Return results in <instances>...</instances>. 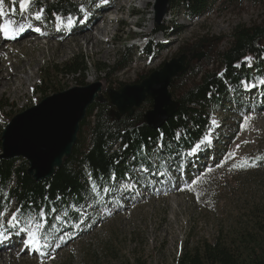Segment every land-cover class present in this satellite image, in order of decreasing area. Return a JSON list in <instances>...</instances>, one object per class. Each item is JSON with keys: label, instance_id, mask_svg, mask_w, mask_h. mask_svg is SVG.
Listing matches in <instances>:
<instances>
[{"label": "rangeland", "instance_id": "1", "mask_svg": "<svg viewBox=\"0 0 264 264\" xmlns=\"http://www.w3.org/2000/svg\"><path fill=\"white\" fill-rule=\"evenodd\" d=\"M72 1L81 4L79 12L62 20L45 17L41 22L44 35H36L40 48L22 49L21 44L14 42L19 40L18 35L10 39L11 52L3 58V64L10 71L13 63L20 67L34 56L37 61L33 60L31 66L20 72L21 77L33 74L23 92L0 93L2 133L8 125L4 116L18 115L41 102L40 98L45 95L37 94L34 87L41 71L50 65L76 54L86 56L90 69L78 78H85L86 84L82 86L100 83L101 90L95 100L103 103L110 99V90L140 83L167 61L185 54L189 70L170 87L176 100L202 73L219 75L227 71L221 54L232 46L236 28L264 22V0H206L202 10L173 0L160 22L155 10L157 0H150L146 5L141 0H131L117 12L109 11L117 7L116 0ZM13 4V0H4V10L17 19L19 27L31 30V22L40 18L36 14L29 18L25 8L15 11ZM104 13L112 21L100 43L92 46L81 37L77 40L83 33L94 32L91 26L94 16ZM72 17L77 19L75 25L70 20L65 22ZM200 42L201 48L197 47ZM129 51L128 65L119 70L120 55ZM200 54L203 57L199 58ZM261 61L264 63V56ZM94 62L105 64L108 74L99 73ZM248 63L252 65L245 60L246 65L242 67ZM237 67L241 65L238 63ZM59 82L65 90L81 86L73 76L61 77ZM260 85L251 90L240 84L230 93H216L220 103L210 109V127L203 136L210 133L212 143L195 156L187 154L180 160L162 162L158 154L164 147L157 145L153 150L154 159L150 161L157 169L143 172L139 171L140 167L135 172L138 179L130 177L113 182L112 192L103 191L107 187L100 185L93 191L91 186L84 204L79 206L71 200L68 207L56 209L52 216L21 213V219L36 216L39 225L31 230L43 229L41 239H48V244L38 252L27 246L25 233L7 225L8 217L18 208L11 202L4 207V224L0 226V231H6L7 235L0 242V264H177L186 244L194 246L220 236L231 238L251 229L258 216L264 214V83ZM146 100L137 108L144 114L153 107L147 106ZM5 104L8 107L1 109ZM245 115L250 119L242 127ZM212 120L219 126H214ZM88 130L84 134L86 138ZM233 151L234 159L222 168L214 167ZM233 164L244 167L233 168ZM206 167H214V171L201 176L191 187L185 186ZM121 184L132 185V190H123ZM74 215L79 219L75 220ZM15 241L18 243L13 244Z\"/></svg>", "mask_w": 264, "mask_h": 264}, {"label": "trees", "instance_id": "2", "mask_svg": "<svg viewBox=\"0 0 264 264\" xmlns=\"http://www.w3.org/2000/svg\"><path fill=\"white\" fill-rule=\"evenodd\" d=\"M172 1L169 0V3ZM177 1L191 5L192 9L202 10L206 0ZM81 7V4L72 0H32V9L45 13V17L51 20L55 16L62 18L76 14ZM201 42L197 47L201 48ZM129 54L130 51L120 55L119 70L128 65ZM249 55L253 57L252 65L248 63V66L242 67L246 65L245 57ZM263 56L264 22L257 26L236 28L232 46L221 54L227 71L219 75L206 71L197 77L195 82L177 95L180 108L160 129L150 128L144 121L142 110L136 109L131 117L124 115L117 118L112 114L114 106L110 99L103 103L95 101L89 106L87 116L81 122L72 154L53 176L42 181L35 180L28 173L29 163L26 159L1 156L3 126H0V209L15 202L17 207L23 208V215L32 212L52 216L54 211L51 209L68 207L71 200L79 206L84 204L92 186L89 177L95 180L96 185L108 188L116 181L130 177L138 179L135 172L140 167L157 169L153 164L150 165L157 145H164V150L158 154L162 162L186 158L210 127V109L220 103L216 93H230L242 82L259 81L263 78ZM238 63L241 65L239 68ZM94 67L99 73L108 74L109 68L102 62H94ZM89 69L86 56L76 54L42 70L34 91L45 95L40 100L64 91L59 81L61 77L68 76L77 77L78 84L85 85V78L78 77ZM146 105L153 106V101L147 99ZM6 107L8 105H2L1 109ZM16 115L4 116L6 123ZM87 129L88 138L84 135ZM124 145L128 147L125 148ZM113 175L116 179H112ZM73 217L75 220L79 219L77 215ZM236 234L231 238L220 236L213 241L203 240L194 246L186 244L177 264H264V214L258 216L251 229Z\"/></svg>", "mask_w": 264, "mask_h": 264}, {"label": "water", "instance_id": "3", "mask_svg": "<svg viewBox=\"0 0 264 264\" xmlns=\"http://www.w3.org/2000/svg\"><path fill=\"white\" fill-rule=\"evenodd\" d=\"M168 4L169 0H157L155 10L158 22L166 14ZM187 58L183 54L167 61L140 83L124 85L118 91L110 90V101L115 108L113 116L131 117L150 98L153 107L144 114V121L151 129L162 128L180 108L179 101L172 97L170 87L176 78L189 70ZM100 90V83L69 88L45 97L39 104L16 115L2 133L1 156L26 159L28 173L37 181L50 178L72 154L81 122Z\"/></svg>", "mask_w": 264, "mask_h": 264}, {"label": "snow or ice", "instance_id": "4", "mask_svg": "<svg viewBox=\"0 0 264 264\" xmlns=\"http://www.w3.org/2000/svg\"><path fill=\"white\" fill-rule=\"evenodd\" d=\"M108 0H103V3H107ZM21 3V7L25 8V10H27V8L30 7L32 0H20ZM4 0H0V16L4 15ZM37 19L41 18V13L37 12L36 13ZM11 23V22H9ZM16 27H18V25H13L12 28L10 29L9 24H5L3 25L2 28H0V31H2L3 35L5 36V38L8 39H15L16 36L14 34ZM19 30L22 32L24 31V29L22 27L19 28ZM36 31H40L39 28L36 29ZM245 60L250 62L252 60V57H245ZM261 83H264V81H261ZM243 86L246 88H253L255 87V85L247 83V82H242ZM209 95H211V93H209ZM250 117L245 115L243 118V124L241 125L242 127L244 126V124H246L249 121ZM211 123L218 127L219 125L217 124L216 120H212ZM212 143V137L211 134L209 133V135L205 136L202 140V143L196 144L195 147L193 148V150L190 152V155L195 156L198 152H200L202 150V148L207 147L209 144ZM245 143H247L245 141ZM125 148L128 147V145H124ZM161 148L164 147V145H160ZM237 149H239L240 145L236 146ZM236 153L233 152H228L225 157L220 161V163L216 164L214 167L215 168H222L225 166V164L228 163V161L230 159H234L235 158ZM135 158V157H134ZM117 163H119V161H117ZM251 166H256V165H251ZM214 167H206L204 169L203 172H200L198 175L191 177L190 178V183L186 184V187H191L192 184L197 183L201 176L206 175L207 173H211L214 171ZM233 168H240V167H244L243 165H236L233 164L232 165ZM141 171L143 172H149L150 171V167L149 168H141ZM159 175H163L158 173ZM89 179L92 182V186H93V191H95L96 188V182L95 180H93L91 177H89ZM112 179H116V177L113 175ZM120 188H122L125 191H131L132 190V185L130 184H121ZM103 191H107V192H112L113 189L111 187L107 188V189H103ZM52 211H57L56 209H51ZM23 208L22 207H18L16 209V211L12 212L11 216L8 217L6 223L7 225H10L11 228H15L17 229L19 232L25 233L27 236V241L26 244L28 247H32L35 248L37 251H39L40 249H42L44 246H46L48 244V239L47 237H44L43 240L41 239L42 233H43V229H39L37 228L36 232H33L31 229L34 225L38 226L39 225V221L36 219V216H32V217H25L23 219H21L20 214L22 213ZM43 212V210H41V213ZM5 210L4 209H0V226H2L4 224V216H5ZM40 213H38L37 215H39ZM57 218H61V217H57ZM45 223H47V221L45 220ZM11 229H8V231H10ZM7 238L6 235V231H0V242H3L5 239ZM57 247H59V245H56Z\"/></svg>", "mask_w": 264, "mask_h": 264}, {"label": "bare ground", "instance_id": "5", "mask_svg": "<svg viewBox=\"0 0 264 264\" xmlns=\"http://www.w3.org/2000/svg\"><path fill=\"white\" fill-rule=\"evenodd\" d=\"M116 1H118L117 7L115 9H109L110 12H117L119 10H123V8H125V6L131 0H116ZM141 2L146 5V4H148V2H150V0H141ZM112 5H113V1H112ZM107 6L108 5L101 7L100 9H98V11L106 8ZM105 14L106 13H104L100 16L95 15L93 22H92V25H91L94 27V32L89 31V32L83 33L81 36L77 37V40H79V38L81 37L88 45H92V46L98 45L100 43L101 37L106 34V32L110 26V23L112 21L111 19L106 18L107 15L105 16ZM73 18H75V17H73ZM77 18H78V16H77ZM96 20H98V21H96ZM17 25H19V24L17 23ZM91 26H89V27H91ZM37 28L41 29L42 26L40 25ZM17 35L18 36L20 35L19 40L15 39L14 42H16V44L18 46H19V44H21L20 47L22 49L25 46H27L28 48H31V49L34 47H39V44L37 42L38 38L36 37V35H38V34L35 33L34 30L33 31L26 30L25 32L17 34ZM6 40L8 42H5ZM9 41H11V40H9L5 37H4V40H3V38H0V93L3 94L5 92L14 91L15 93L19 94V92L24 91L25 85L27 84L28 80H30L33 76L32 73L31 74L29 73L27 77H21L20 72L27 69L28 66H31L33 60H34V62H36L37 57L34 56L33 59L30 58L25 64H23V66H20V67L18 65H16L15 63H13V67H12L13 70L10 71L7 68V66L5 64H3L4 56H6V54L11 52V49L8 46ZM18 41H20V42H18ZM23 43H25V44H23ZM41 56H42V52H41ZM15 243L17 244L18 242L15 241L13 244H15Z\"/></svg>", "mask_w": 264, "mask_h": 264}]
</instances>
